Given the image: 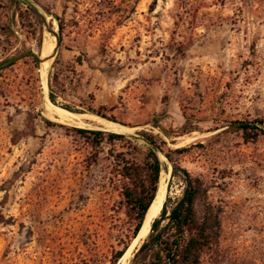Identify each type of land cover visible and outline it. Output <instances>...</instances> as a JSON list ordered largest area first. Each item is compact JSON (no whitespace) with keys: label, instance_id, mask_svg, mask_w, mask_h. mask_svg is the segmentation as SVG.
<instances>
[{"label":"rangeland","instance_id":"1","mask_svg":"<svg viewBox=\"0 0 264 264\" xmlns=\"http://www.w3.org/2000/svg\"><path fill=\"white\" fill-rule=\"evenodd\" d=\"M22 1L45 18L4 33L13 13L0 0V63L29 49L39 57L50 23L62 39L47 85L32 56L0 68V264H113L135 239L102 209L103 176L127 148H94L74 127L134 136L139 160L150 144L141 133L156 135L165 200L183 193L176 163L220 213L203 263L264 264V132L238 129L256 119L264 128V0ZM50 77L58 103L82 111L68 110L75 121L48 115ZM101 106L116 120L89 110ZM142 242L115 264H131Z\"/></svg>","mask_w":264,"mask_h":264},{"label":"trees","instance_id":"2","mask_svg":"<svg viewBox=\"0 0 264 264\" xmlns=\"http://www.w3.org/2000/svg\"><path fill=\"white\" fill-rule=\"evenodd\" d=\"M7 1V7L12 11L13 16L2 25L4 33L14 29V25L18 22L22 26L26 16L33 18L29 26L34 27L36 20L41 22V14L31 4L22 0ZM22 4H26V8L22 7ZM56 18L59 20V27L62 31V20L58 16ZM49 26L52 24L50 23ZM12 31L10 33L14 32ZM40 35L41 43L42 31ZM61 39V33H59V40ZM25 55L32 56L35 66H39L38 56L29 49L26 54L0 63V68L14 64L17 58ZM49 82V96L52 103L59 104L70 111H79L70 105L58 103L56 93L52 88V77ZM105 108V106L98 109L89 107V110L109 118L103 112ZM109 119L116 120L115 117ZM46 121L50 122L47 119ZM261 123L263 121L259 119L240 121L238 129L243 130L246 137H255L260 132H264V128L260 126ZM74 130L94 148L104 142L122 144L127 148L125 151H118L114 154V165L103 176L104 180L101 185L105 186L107 184L105 179L110 174L108 178L111 189L105 191L102 209L111 211L110 219L114 222L113 225L128 240L135 238L160 187L164 162L158 153V149L162 150V147L158 143L157 136L148 132L141 133L150 144L143 153L142 160H139L135 156L139 147L133 142L134 136L130 134L86 127H74ZM191 130L185 125V132ZM185 150L184 147L175 149L177 152ZM165 155L171 159L169 153ZM173 175L181 176L184 181L182 196L174 204L170 203L169 198L164 201L160 216L153 220L151 230L135 253L131 264H204L205 254L219 242L222 226L220 213L213 203L207 202L201 181L176 163L173 165ZM121 213L124 214V218L120 217ZM87 226L90 225L87 224ZM128 247L126 243L123 249L115 251L113 264L124 255Z\"/></svg>","mask_w":264,"mask_h":264},{"label":"bare ground","instance_id":"3","mask_svg":"<svg viewBox=\"0 0 264 264\" xmlns=\"http://www.w3.org/2000/svg\"><path fill=\"white\" fill-rule=\"evenodd\" d=\"M52 23H54V22H52ZM45 40H47V42H49V44H48L47 52L44 53L43 55H45V57H48L50 55H54L56 53V51H57V36H56V33L55 32H49L47 34ZM49 66H50V60L49 61L47 60V61H44V62L41 63V66H40L39 70H40V74H41L43 82L47 81V75H48V71H49ZM44 85H47V82H44ZM50 103L52 105L49 104L50 107H49V109L47 111V113H48V115L50 117H52V118H54L56 120H60V121H67V120L75 121L73 118H71V115H74L73 113H71L70 111H68V110H66V109H64L62 107L53 106L54 104L51 101H50ZM82 116H80V117H82ZM92 116L93 115H91V117ZM95 117H97L100 120L105 121L109 127H111L112 125H115L113 122L107 121V120H105V119H103V118H101L99 116H95ZM96 123H97V121H96ZM166 175H168V174H166ZM165 186L166 185H165V181H164V176H161L160 187H159V191L157 193V196H155V199L153 200L149 210L147 211V214L145 216V219L143 221V224H142V227H141L139 233L137 234V236L135 237V239L133 240L132 244L130 245V247L125 252V254H128V252H130L132 250L131 248L136 247V245L138 243L142 242L141 240L143 238H145L146 235L151 230L152 222H153V220L155 218H157V216L161 212V209H162L164 201H165V196H166V187Z\"/></svg>","mask_w":264,"mask_h":264},{"label":"water","instance_id":"4","mask_svg":"<svg viewBox=\"0 0 264 264\" xmlns=\"http://www.w3.org/2000/svg\"><path fill=\"white\" fill-rule=\"evenodd\" d=\"M40 12V14L45 18V14L43 13V12H41V11H39ZM47 29H48V31L49 32H53L52 30H50V26L49 25H47ZM56 36H57V50H58V45H59V35H57L56 34ZM48 44H49V42H47V40H44L43 41V43H42V48H41V51H40V55H39V60H40V62L42 63V62H44V61H49L50 60V65H51V63L53 62V60H54V58H55V56H56V54H57V51H56V53L54 54V55H50V56H48V57H45V55H43L44 53H46L47 52V49H48ZM150 232V231H149ZM149 234V233H148ZM147 234V235H148ZM146 235V236H147ZM144 239V238H143Z\"/></svg>","mask_w":264,"mask_h":264}]
</instances>
